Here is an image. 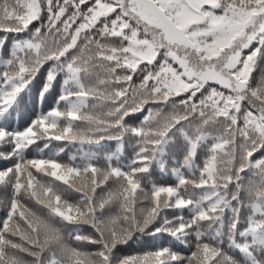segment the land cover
Masks as SVG:
<instances>
[{
    "label": "snow or ice",
    "instance_id": "snow-or-ice-1",
    "mask_svg": "<svg viewBox=\"0 0 264 264\" xmlns=\"http://www.w3.org/2000/svg\"><path fill=\"white\" fill-rule=\"evenodd\" d=\"M0 264H264V0H0Z\"/></svg>",
    "mask_w": 264,
    "mask_h": 264
},
{
    "label": "trees",
    "instance_id": "trees-1",
    "mask_svg": "<svg viewBox=\"0 0 264 264\" xmlns=\"http://www.w3.org/2000/svg\"><path fill=\"white\" fill-rule=\"evenodd\" d=\"M29 158H31V156H29ZM152 179H154V180H159L160 179L159 175L155 171L153 172ZM138 251H141V249L138 248L136 245H133V246L125 249L124 250V254H126V255L135 254Z\"/></svg>",
    "mask_w": 264,
    "mask_h": 264
}]
</instances>
